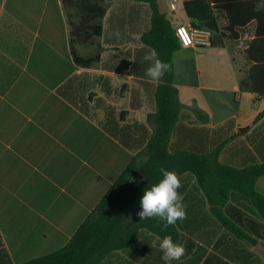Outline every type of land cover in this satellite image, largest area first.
<instances>
[{"label":"crops","instance_id":"crops-1","mask_svg":"<svg viewBox=\"0 0 264 264\" xmlns=\"http://www.w3.org/2000/svg\"><path fill=\"white\" fill-rule=\"evenodd\" d=\"M187 1L172 11L168 0H157L173 29L192 23ZM104 3L101 60L84 68L71 53L62 0H0V264L64 248L154 133L149 115L160 81L145 75L151 49L141 43L151 11L134 0ZM219 24L226 25L224 17ZM255 28L251 21L221 48L182 47L173 55L181 112L171 153L207 154L224 145L225 166L264 163V116L257 120L264 96L240 88L253 66L246 51ZM181 183L187 218L175 224L176 243L186 253L171 264H264L263 222L253 210L225 208L241 231L231 245L192 176ZM255 188L264 196V176ZM158 238L143 230L105 264H165Z\"/></svg>","mask_w":264,"mask_h":264},{"label":"trees","instance_id":"trees-1","mask_svg":"<svg viewBox=\"0 0 264 264\" xmlns=\"http://www.w3.org/2000/svg\"><path fill=\"white\" fill-rule=\"evenodd\" d=\"M134 1L147 4L151 11L150 27L142 34L141 43L154 49L159 59L171 65V70L156 89L155 111L149 115L154 133L145 149L131 160L64 248L22 264H105L116 252L131 247L143 230L160 239L174 232V242H177L179 234L175 225L165 228V222L159 218L141 221L136 215L140 211L139 202L144 190L162 178V167L177 172L180 178L185 174L192 176L197 190L209 205L214 224L227 230L231 245L236 244L235 237L241 231L225 213L229 204H239L246 210L250 208L262 220L264 227V196L255 188L259 178L264 176V163L246 168L225 166L219 161L224 145L207 154L170 152L171 137L181 112L178 91L174 86L173 55L182 46L175 29L160 13L157 0ZM258 2L191 0L184 3V9L192 26L212 32L208 48H221L226 39L238 41L240 32L255 21L254 37L246 51L253 66L248 78L241 81L240 88L243 92L264 96V11L254 10ZM62 3L71 27L70 46L74 62L77 66L92 68L101 60L99 40L104 35L103 19L107 13L104 0H62ZM222 17L226 21L225 26L219 24ZM81 48H89L91 53L84 55ZM263 116L264 112L257 120ZM131 178H135V182Z\"/></svg>","mask_w":264,"mask_h":264},{"label":"clouds","instance_id":"clouds-1","mask_svg":"<svg viewBox=\"0 0 264 264\" xmlns=\"http://www.w3.org/2000/svg\"><path fill=\"white\" fill-rule=\"evenodd\" d=\"M255 11H264V0H259L255 5ZM116 39L120 38V33H113ZM145 61H150V66L146 69L145 75L150 81H160L164 75L171 70L169 63L158 58L156 51L150 50L144 56ZM162 178L152 186L146 188L140 199V211L136 215L141 221L159 218L164 221V227L174 226L177 221L187 218L186 205L183 203V196L179 192L182 187L181 178L175 171L161 168ZM135 182V178H131ZM159 239V238H158ZM159 248L162 251V260L165 264L172 261H179L186 253L182 244L173 241L171 235H166L159 239Z\"/></svg>","mask_w":264,"mask_h":264},{"label":"built area","instance_id":"built-area-1","mask_svg":"<svg viewBox=\"0 0 264 264\" xmlns=\"http://www.w3.org/2000/svg\"><path fill=\"white\" fill-rule=\"evenodd\" d=\"M181 0H168L170 9L175 11ZM175 35L181 46L185 48H208L211 46L212 32L204 27L179 25L175 29Z\"/></svg>","mask_w":264,"mask_h":264},{"label":"rangeland","instance_id":"rangeland-1","mask_svg":"<svg viewBox=\"0 0 264 264\" xmlns=\"http://www.w3.org/2000/svg\"><path fill=\"white\" fill-rule=\"evenodd\" d=\"M222 23V21H221ZM251 33L250 29H247L244 33H243V41H247L246 36H249ZM246 39V40H245Z\"/></svg>","mask_w":264,"mask_h":264},{"label":"water","instance_id":"water-1","mask_svg":"<svg viewBox=\"0 0 264 264\" xmlns=\"http://www.w3.org/2000/svg\"><path fill=\"white\" fill-rule=\"evenodd\" d=\"M247 129V128H246ZM246 129H242L241 132H243V130H246Z\"/></svg>","mask_w":264,"mask_h":264}]
</instances>
